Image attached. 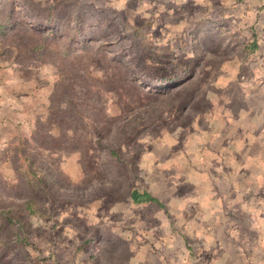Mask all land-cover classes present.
Listing matches in <instances>:
<instances>
[{"label":"rangeland","instance_id":"obj_1","mask_svg":"<svg viewBox=\"0 0 264 264\" xmlns=\"http://www.w3.org/2000/svg\"><path fill=\"white\" fill-rule=\"evenodd\" d=\"M0 24V264H264V0H0Z\"/></svg>","mask_w":264,"mask_h":264},{"label":"trees","instance_id":"obj_2","mask_svg":"<svg viewBox=\"0 0 264 264\" xmlns=\"http://www.w3.org/2000/svg\"><path fill=\"white\" fill-rule=\"evenodd\" d=\"M2 25V24H0ZM6 28H9V26H7ZM5 28V29H6ZM5 29L4 30H0V33H5ZM135 31L137 33V35H139L141 38H145L146 37V33L143 31V28L140 27H136ZM148 83L147 86L149 87H153L156 88V91L161 90V88L165 87V86H169L172 83H178V79H176L173 76H166V75H156V76H149L148 75ZM183 80V79H181ZM131 199L134 203H141V202H149V201H154L156 203H158V199L153 197L149 192L147 191H139L137 189L132 190L131 192Z\"/></svg>","mask_w":264,"mask_h":264}]
</instances>
